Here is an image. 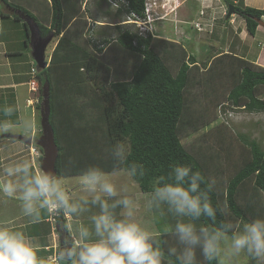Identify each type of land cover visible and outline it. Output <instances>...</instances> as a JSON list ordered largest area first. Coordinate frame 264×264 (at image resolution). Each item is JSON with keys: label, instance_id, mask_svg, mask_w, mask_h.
<instances>
[{"label": "trees", "instance_id": "trees-1", "mask_svg": "<svg viewBox=\"0 0 264 264\" xmlns=\"http://www.w3.org/2000/svg\"><path fill=\"white\" fill-rule=\"evenodd\" d=\"M45 1L51 10L49 28L30 12L6 0H0V4L10 13L5 15L0 7V17H13L23 22L20 17L23 16L35 24L42 38L50 34L59 36L63 30L64 3L68 0ZM126 1L130 11L142 15L144 0ZM223 1L227 7H234L233 14L244 20L247 33L254 36L258 27L256 19L264 18V7H246L242 0ZM23 25L29 38L27 25ZM159 42L151 35L143 39L130 30L120 32L116 43L124 51L134 54L137 63L124 75V80L112 82L110 67L61 37L50 54L48 66L44 70L36 68L37 73L30 75L38 84L37 111L41 103V88L45 83L49 86V123L58 149L55 167L58 176H79L91 164H99L105 171L112 172V163L105 149L118 141H126L130 146L129 163L145 166V176L134 180L143 193L151 191L155 177L165 175L177 164L189 165L194 171L211 177L204 160H199L193 151H187L179 139L185 123L192 126L201 123L199 118L185 119L189 63L179 60L180 55L175 51L160 49ZM165 58L181 61L175 74ZM189 60L192 64L193 59ZM224 68L223 76L231 77L235 82L229 87L225 101L249 112H264V99L261 97L264 96V68L239 59L226 62ZM97 79L109 85L108 92L99 87L100 93L97 94L90 85ZM207 81H203L205 86L209 84ZM205 95L208 97L210 93ZM242 139L248 147L249 160L242 161L241 167L228 179L224 191L216 188L211 199L214 204H227L234 218L250 221L264 215V208L256 209L254 199V196L258 198L264 194V149L254 141ZM250 192H253L252 196L243 203L241 196ZM59 220L62 217L59 216ZM202 222L209 223L207 218H202ZM169 246H175V242L174 245H164L165 249ZM165 260L174 264L171 257L166 256Z\"/></svg>", "mask_w": 264, "mask_h": 264}, {"label": "clouds", "instance_id": "clouds-1", "mask_svg": "<svg viewBox=\"0 0 264 264\" xmlns=\"http://www.w3.org/2000/svg\"><path fill=\"white\" fill-rule=\"evenodd\" d=\"M32 68L36 74L34 62L30 75ZM18 113L16 104L0 107V134L32 135L33 119ZM105 151L112 172L91 164L80 172L74 189L63 177L38 170L31 159L3 169L0 194L18 199L31 223H39L46 214L71 221L55 264H165L166 256L174 264H242L244 258L264 264V216L245 221L234 218L227 204H214L216 178L177 164L155 177L151 191L140 197L130 181L145 176L144 164L129 163L126 142L113 143ZM121 172L124 178L118 179ZM141 212L170 219L165 232L175 246L165 249L160 233L140 218ZM38 252L35 237L0 226V264H46Z\"/></svg>", "mask_w": 264, "mask_h": 264}, {"label": "rangeland", "instance_id": "rangeland-1", "mask_svg": "<svg viewBox=\"0 0 264 264\" xmlns=\"http://www.w3.org/2000/svg\"><path fill=\"white\" fill-rule=\"evenodd\" d=\"M6 1L11 4L20 5L22 6V8L24 7L20 2L23 0ZM247 1L250 4V0H246V2L245 0H242L244 5L245 3H247ZM198 4L199 1L198 3H196L195 1H190L188 3V6L194 10L195 16H198L197 14L200 11V7ZM212 5L217 8L215 13L216 15H214V17L217 19L218 22H220L219 20H221V15L223 11L218 7L224 5V9H226V5L221 0H212ZM260 6L261 1L258 0V2H254L252 6L246 7L259 9ZM24 8L30 13H34L33 10H30L26 7ZM226 12L227 11L225 10V13ZM160 13L163 14L164 11L160 10ZM173 15L174 13L172 12L171 16ZM232 16L233 15H231V17ZM98 17L99 26H97L96 24V19ZM51 19V10L50 8H48L44 14L39 15L38 20L40 21V23L42 22V24L49 26L51 24ZM262 19L264 21V18ZM124 20L125 18L122 14L113 12L102 0H68V3H64V17L62 22L63 30L59 36L53 35V39L45 51L46 59L48 60L50 52H52L57 40L61 37H64L65 39L73 42L82 50L86 51L89 55L97 58L99 61L106 64V66L110 67L113 71V77H111L112 82L118 80L122 81L125 79L124 75H127L131 71L132 67L137 63V58L134 54L124 51L116 43L117 36L123 30L134 31L132 25H122L125 22ZM194 20H196V18H194ZM223 20L224 17H222V21ZM239 20L241 19L238 18L236 20L237 24H241L240 26L243 27L244 21L240 22ZM106 21H112L114 22V25L118 24V27H109L112 29H116V31L112 30L113 35L100 38L96 28L100 27V22ZM192 21L193 19L189 20V22ZM156 22L157 23L154 22V24L152 23L153 27H157L159 24H163V26L160 25L161 29L163 28L168 33H172L173 28L176 27L173 23H165L163 22V20ZM13 23L15 24L14 21H9L7 28H9V31L11 32L10 35L12 36V38L20 42L22 40V34H15L13 29L10 28L11 24ZM152 24H150V29ZM192 24L193 22L191 24H185L183 28L188 29L190 33H194ZM18 26L21 27V24H18ZM109 31L111 33V30ZM214 32L215 34L213 33L212 36L215 37L216 42L213 46L216 49L207 50V48H205L202 43L201 45H199L200 49L198 47V54H196L197 56H195L196 58H198L197 62L199 64V67L194 68L192 71H190V82L188 84L186 93L185 119L193 120L199 118L201 120V123L199 124L198 122V124L196 123L193 126L187 125V123H185L179 133V139L183 147L187 151H193L194 153H196L195 155L199 158V160H204V162L207 164V168L211 174V177L216 178L219 182L217 188L224 191L228 179H230L241 167L242 161L249 160V150L245 144V141L242 138L244 137L247 141H254L258 144L260 148L264 149V112H249L246 109L244 110L242 108H236L232 106L230 102L225 101L224 97L227 94L229 87L234 85L235 82L231 79V77L228 78L223 76L225 72L224 66L227 62V58L221 57V59H214V57H216L220 52H222V49L224 47L222 46L224 34L217 36L216 32L219 31L216 30ZM201 35H204V37H208L207 34L204 33H202ZM210 38L212 39V37ZM27 43L29 45V39H27ZM261 44V39H256L252 41V48L250 51V57L248 62L251 63L252 60H256L257 56L261 52L260 50L264 47H262ZM3 46V44L2 46H0L1 58L3 53L2 50L4 48ZM188 47L190 52L194 51L192 47H190V45H188ZM22 54L24 55V52H22ZM28 55L29 59L31 60L32 58L30 56V51ZM22 56L21 54L17 55L19 59ZM165 59L170 70L172 71V73L175 74L181 64V61L169 58ZM181 59L182 58H179V60ZM187 63L190 64V60H187ZM201 69L206 70L207 72H201ZM227 75L229 76L230 74L227 73ZM204 80H209L207 81L209 82V84L205 86V84L203 83ZM0 84H3V82L0 81ZM90 85L94 89H96L98 95L100 93L99 87H102L105 92L109 91V85L99 79L95 80L93 83H90ZM207 93H210L208 97L205 95ZM33 97L32 99H34ZM261 97L264 99V96ZM25 105L27 108L30 109L22 112L19 111L18 114L20 116H31L36 126V129L34 127V132L32 133V135H36V137L38 138V136L40 135L39 111L34 108V104L32 106H28L25 102ZM2 106H4V103L2 104ZM206 120L208 122H205ZM11 133L21 134L15 131L10 132V134ZM5 142L15 141L3 139L1 141V144H4ZM16 144L18 145V143ZM33 148L39 150L35 146H33ZM26 149L28 150V148ZM38 165H40V163ZM78 177L79 176L64 178L70 189L75 188ZM117 178L123 179V172H121ZM130 183L134 184L135 182L133 180L130 181ZM252 193L253 192H250L249 194L241 196L243 198V203H246L245 201L249 196H252ZM254 199L256 201V209L262 210L264 208V194L258 195V198L254 196ZM39 237L44 239V237H41V233H39ZM242 264H255V261L249 260L248 258H244Z\"/></svg>", "mask_w": 264, "mask_h": 264}, {"label": "crops", "instance_id": "crops-1", "mask_svg": "<svg viewBox=\"0 0 264 264\" xmlns=\"http://www.w3.org/2000/svg\"><path fill=\"white\" fill-rule=\"evenodd\" d=\"M178 1H179V6L175 9V11H173L174 15L171 16L172 13H170L167 15V18L165 17L163 19V22L173 23L174 26H176L173 28V32L168 33L163 28L161 29L160 25L163 26V24H159L157 27H153L154 24L153 23L151 25V29H152L151 37L156 40H160L161 42H159L157 45H159L158 46L159 48L166 50V52L175 51L180 55V58H182L186 62L187 60H189V58H192L193 63L189 64L190 71H192L194 68L199 67V64L197 62L198 58H196L195 56H197L196 54H198L197 50L199 45H201V43L202 45H204L205 48H207V50L216 49L213 46L215 45L216 39L214 36H212L213 33L215 34L214 31L216 30L219 31L216 32L217 36L224 34V39L222 40V46L224 47L222 49V52H220L216 57H214V59L216 60L218 59V57H224L227 58V62L228 61L236 62L237 59L248 61L250 57V51L252 48V41L256 39L258 40L261 39L262 41L261 46L262 47L264 46V28L258 26L256 28L254 36L248 35L245 27V23L243 22V27H241L240 26L241 24L238 25L236 22L238 18L241 19L239 20L240 22L244 21L240 16L238 15H233L232 17L227 16V12L225 13V10L227 11L228 9L227 6L226 9H224V5L218 7L223 11L221 15V20H219L220 22H218L217 19L214 17V15H216L215 13L217 8L214 7V5H212V0H178ZM190 1H195L196 3H198L199 1L198 5L200 7V11L197 14L198 16H195L194 10L188 6V3ZM221 1L224 3L223 0ZM260 1H261V6L259 7V9H262L264 7V0H260ZM20 2L24 7L33 10L34 13L31 14L35 16L37 19H39V15L44 14L47 11V9L50 8L48 1L46 2L45 0H23ZM254 2H258V0H250V4L247 1V3H245V6H252ZM0 7L3 13L8 16L10 10L1 4ZM24 7L23 9H25ZM222 17H224L223 21H222ZM194 18H196V20H194ZM190 19H193L192 27L194 33H190L188 29L183 28L185 24L192 23L189 22ZM9 21L15 22V24L14 23L11 24L10 27L13 29L15 34L17 33L22 34L21 36L22 40L20 42L14 40V38H12V36L10 35L11 32L9 31V28H7ZM158 21H162V20H158ZM195 23L199 24L201 28L200 31L195 28ZM18 24H21V27L18 26ZM23 24L24 21L22 22L15 20L13 17H7V18L0 17V46H2V44L4 45L3 46L4 48L2 50L3 52L2 58L0 54V81L3 82V84H0V107L2 106L3 103L4 105L8 103L16 104L19 107L20 112L30 109L26 107L25 102L29 99H32L33 96H34L33 98H35L34 93H31L28 87V82L32 79L29 72H30V68L33 65V61H32L33 59L31 60L29 59L28 53L30 51V48H28L29 45L27 43V39L29 38H27L25 34V28ZM96 24L97 26H99V17L96 19ZM117 25L116 24L114 25V22L112 21L100 22V27L102 26L105 28L102 27L96 28L99 37L104 38L106 36H112L113 35L112 30L116 31V29H112V28L118 27ZM44 26H46L47 28L50 27V25L49 26L44 25ZM109 30H111V33ZM202 33L207 34L208 37H204V35L202 36L201 35ZM210 37H212V39ZM188 45L192 47L194 53L189 51ZM260 51L261 52L257 56L256 60L255 61L252 60L251 63L264 68V47ZM22 52H24V55L26 56H24ZM20 54L21 56L22 55L23 56L19 59L17 55ZM30 56H31V51H30ZM229 56H232L233 58H230ZM203 71L205 73L207 72L206 70L201 69V72ZM34 106H35L34 108L36 109V103L34 104ZM39 126H40V122H39ZM34 136L31 135L27 137H32L33 140L37 139L36 135ZM2 140L3 139L0 138V181L4 179L2 175L3 169L8 164L13 163L15 161H20L23 159H31L34 162L36 168L40 170V165H38L41 161L40 157L37 158L34 157L30 153V150L27 146L16 140H13L15 142H5L4 144L3 143L1 144ZM6 140H11V139H6ZM16 143H18V145ZM26 148H28V150ZM132 186L135 189L136 194L140 197H146L147 194L149 193V192L143 193L139 189V186L136 182L132 184ZM58 217L59 216L58 215L55 216V214H46L43 216L42 220L39 223L33 224L30 222L29 218L23 216L18 199L6 198L2 194H0V226H6L12 229L23 230L26 233L30 234L31 236L35 237V242L39 247L38 254L46 261V264H55L56 254L60 250V248L64 245L67 239L68 234L66 233V231L63 230V226L66 228V226L70 224L71 221L68 218H64V217H62V220L58 221ZM140 218L154 231L160 233L161 240L165 242L164 245L167 244L174 245L175 240L171 237L170 234L165 232V229L168 228L171 223L170 219H168L167 217H159V216L153 217L143 212H141ZM39 233H41V237H44V239L39 237ZM165 264H172V263L169 262L168 260H165Z\"/></svg>", "mask_w": 264, "mask_h": 264}, {"label": "water", "instance_id": "water-1", "mask_svg": "<svg viewBox=\"0 0 264 264\" xmlns=\"http://www.w3.org/2000/svg\"><path fill=\"white\" fill-rule=\"evenodd\" d=\"M234 13V7L228 6L227 16ZM27 25L29 31V48L31 57L38 70H44L48 63L46 61L45 51L53 39V34L44 38L40 36L39 30L28 18L20 16ZM258 26L264 27L262 19H256ZM49 86L47 83L43 84L41 88V103L39 107L40 116V135L37 139L33 140L32 137L23 136L20 134H3L0 136L2 139H11L21 142L27 147L33 144L41 149L42 157L40 161V170H48L56 174V162L58 158V149L54 141V132L49 123ZM57 175V174H56Z\"/></svg>", "mask_w": 264, "mask_h": 264}, {"label": "built area", "instance_id": "built-area-1", "mask_svg": "<svg viewBox=\"0 0 264 264\" xmlns=\"http://www.w3.org/2000/svg\"><path fill=\"white\" fill-rule=\"evenodd\" d=\"M105 4L115 13H120L124 16L125 22L124 25H132L133 30L137 37L147 38L148 35H151L150 24L163 20L168 14L175 11L179 6L178 0H144L142 15H138L130 11L128 2L126 0H102ZM161 2V3H159ZM172 2V3H171ZM160 10L164 11L163 14L160 13ZM195 28L201 30L199 24L195 23ZM135 45V41H133ZM31 75H35V69H31ZM29 90L32 93H38V84L35 79H31L28 82ZM28 106H32L35 103H38V98L26 101ZM30 153L34 157H39L41 154L39 150L31 147ZM56 216V215H55Z\"/></svg>", "mask_w": 264, "mask_h": 264}, {"label": "flooded vegetation", "instance_id": "flooded-vegetation-1", "mask_svg": "<svg viewBox=\"0 0 264 264\" xmlns=\"http://www.w3.org/2000/svg\"><path fill=\"white\" fill-rule=\"evenodd\" d=\"M234 15V14H233ZM44 38V37H43Z\"/></svg>", "mask_w": 264, "mask_h": 264}]
</instances>
